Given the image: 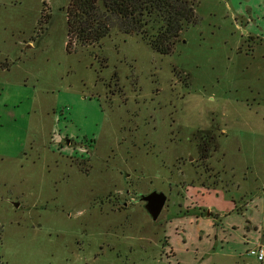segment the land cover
Listing matches in <instances>:
<instances>
[{
  "label": "rangeland",
  "instance_id": "obj_1",
  "mask_svg": "<svg viewBox=\"0 0 264 264\" xmlns=\"http://www.w3.org/2000/svg\"><path fill=\"white\" fill-rule=\"evenodd\" d=\"M67 5L0 0V264H264V0H196L165 56L67 48Z\"/></svg>",
  "mask_w": 264,
  "mask_h": 264
},
{
  "label": "trees",
  "instance_id": "obj_2",
  "mask_svg": "<svg viewBox=\"0 0 264 264\" xmlns=\"http://www.w3.org/2000/svg\"><path fill=\"white\" fill-rule=\"evenodd\" d=\"M195 8L196 0H68L67 48L97 44L116 28L123 35L139 37L152 51L165 56L182 32L196 23Z\"/></svg>",
  "mask_w": 264,
  "mask_h": 264
},
{
  "label": "flooded vegetation",
  "instance_id": "obj_3",
  "mask_svg": "<svg viewBox=\"0 0 264 264\" xmlns=\"http://www.w3.org/2000/svg\"><path fill=\"white\" fill-rule=\"evenodd\" d=\"M65 143V144H64ZM64 143H63V147L61 149H68V147L71 146L72 142H71V138L69 139V137H65L64 139ZM74 143V142H73ZM67 156V155H64ZM68 157V156H67ZM124 188V187H123ZM121 193L123 195L129 193L128 189L124 188V191L121 192V189H119L117 191V195H114L113 191H108L106 195H100V197H98V199H95V203L100 204L101 207L102 206H107V207H111L112 211L115 210L116 212H119L121 210L126 209L129 204H131L133 201H135V198L137 197V199H139V201H142L144 203L145 206V202L142 200L144 196L146 195H142V194H136L134 193V195L130 196L129 198V202H126L124 200H121ZM150 194V193H149ZM148 195V194H147ZM98 196V195H97ZM96 196V197H97ZM98 200V201H97Z\"/></svg>",
  "mask_w": 264,
  "mask_h": 264
},
{
  "label": "water",
  "instance_id": "obj_4",
  "mask_svg": "<svg viewBox=\"0 0 264 264\" xmlns=\"http://www.w3.org/2000/svg\"><path fill=\"white\" fill-rule=\"evenodd\" d=\"M142 200L146 203L145 209L151 216L152 221H156L167 202L166 195L153 191L150 194L144 196Z\"/></svg>",
  "mask_w": 264,
  "mask_h": 264
},
{
  "label": "built area",
  "instance_id": "obj_5",
  "mask_svg": "<svg viewBox=\"0 0 264 264\" xmlns=\"http://www.w3.org/2000/svg\"><path fill=\"white\" fill-rule=\"evenodd\" d=\"M249 257H253L256 261L263 263L264 262V246L259 245L257 247L251 248L247 251Z\"/></svg>",
  "mask_w": 264,
  "mask_h": 264
}]
</instances>
